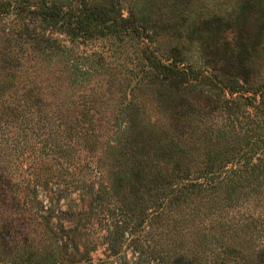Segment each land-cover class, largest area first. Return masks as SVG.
Instances as JSON below:
<instances>
[{"label":"trees","instance_id":"16d2710c","mask_svg":"<svg viewBox=\"0 0 264 264\" xmlns=\"http://www.w3.org/2000/svg\"><path fill=\"white\" fill-rule=\"evenodd\" d=\"M156 1L0 0V264H264V124L238 148L235 117L240 93L258 97L264 117V84L238 79L237 42L224 44L220 77L184 65V47L163 49ZM235 1L190 27L224 24L237 41L264 1ZM53 32L130 43L133 67L74 54ZM147 93L157 102L205 93L224 116L168 106L166 136L144 141L157 127L144 116ZM14 127L38 143L31 189L2 164ZM115 154L120 171L108 167ZM99 239L110 256L94 261Z\"/></svg>","mask_w":264,"mask_h":264},{"label":"rangeland","instance_id":"374dc122","mask_svg":"<svg viewBox=\"0 0 264 264\" xmlns=\"http://www.w3.org/2000/svg\"><path fill=\"white\" fill-rule=\"evenodd\" d=\"M235 2V0H159L154 3L155 7L150 10V13L156 21H164V26L158 27V31L161 34L160 38L163 41V49L168 50L174 46L184 47L186 54L183 60L184 65H187L188 62L197 63L200 64V67H205V69L220 77L224 74L223 69L227 66L223 60V53H225L224 44L228 42L233 45L237 42V46L235 47L237 52L235 64L237 65L238 79L245 81L248 79L250 84L262 85L264 84V12L256 16L255 13L253 14L255 21L251 29L246 32L247 34L244 32L238 34L237 41L236 38L234 39L236 34L233 36L230 31L231 28L226 27L224 24L213 26L208 31H199L194 25L190 27L192 20L190 21L188 18L203 17V15L209 13H223L225 15L232 10ZM52 37L62 45L72 49L74 54L91 55L92 53H98L102 54L106 61L110 62L113 66L116 65L123 69H131L133 67L132 63L135 60V56L132 53L133 48L130 43L123 42L115 46L103 40H88L77 43L72 42L66 34L59 32H53ZM241 49H243L242 53ZM167 50L165 51L167 52ZM219 71L223 72L219 73ZM242 85H245L243 87H247L246 84ZM203 94L182 95L176 99H170L168 98L169 95L163 94L160 102H157L147 93V96L142 98V108L146 111L144 116L146 120L151 117L157 127L152 133V137L145 136L143 138L144 141L150 139L151 143H153L152 140H161L166 136L165 130L163 131L161 128L166 125V117L163 113H168L166 108L168 106L169 109L176 110L178 114L187 115L197 111L205 116L213 114L224 116L222 105L216 103L215 99H209ZM238 97L235 108L239 136L237 147L244 148L249 138L251 140L252 134L259 132L256 123L260 122V124H264V117L261 109L255 108L258 97H256V101L248 93H240ZM102 130L103 136L107 137L109 135L108 126L104 125ZM260 131L262 132L261 129ZM2 139H9L7 144L9 145L11 142L10 147H15V151L9 156L3 154L1 159L2 164L6 165V176L10 177L11 181H15V185L17 182L19 188L31 189L33 180L35 179L34 176L37 175L36 169L40 168L38 164L39 158H36L38 152L35 150L38 146L37 141L29 137L24 144L22 141L23 137H21L15 127L9 130L5 129ZM260 146L262 147V144ZM203 157L201 156L200 158ZM51 164L54 166L57 162L53 161ZM110 166L112 169L115 168L118 171L123 168V165L119 162V155L116 156L115 154L114 157L110 158L108 167ZM116 177L117 175L112 178L116 179ZM6 239L4 242L7 241ZM109 256L110 252L107 246L102 239H99L96 251L90 257L94 261H97L99 259L104 260Z\"/></svg>","mask_w":264,"mask_h":264}]
</instances>
